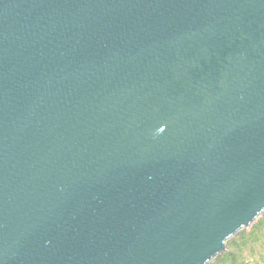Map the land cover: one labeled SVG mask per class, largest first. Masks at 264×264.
<instances>
[{
	"label": "water",
	"instance_id": "obj_1",
	"mask_svg": "<svg viewBox=\"0 0 264 264\" xmlns=\"http://www.w3.org/2000/svg\"><path fill=\"white\" fill-rule=\"evenodd\" d=\"M264 210V0H0V264H203Z\"/></svg>",
	"mask_w": 264,
	"mask_h": 264
},
{
	"label": "trees",
	"instance_id": "obj_2",
	"mask_svg": "<svg viewBox=\"0 0 264 264\" xmlns=\"http://www.w3.org/2000/svg\"><path fill=\"white\" fill-rule=\"evenodd\" d=\"M203 264H264V210L233 232L225 249Z\"/></svg>",
	"mask_w": 264,
	"mask_h": 264
}]
</instances>
